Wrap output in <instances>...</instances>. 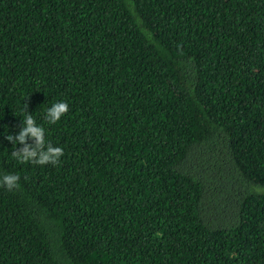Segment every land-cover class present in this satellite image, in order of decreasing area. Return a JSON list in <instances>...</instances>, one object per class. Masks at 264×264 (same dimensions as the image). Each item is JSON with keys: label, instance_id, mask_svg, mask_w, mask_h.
Returning a JSON list of instances; mask_svg holds the SVG:
<instances>
[{"label": "trees", "instance_id": "obj_1", "mask_svg": "<svg viewBox=\"0 0 264 264\" xmlns=\"http://www.w3.org/2000/svg\"><path fill=\"white\" fill-rule=\"evenodd\" d=\"M6 174L0 264H264V0H0Z\"/></svg>", "mask_w": 264, "mask_h": 264}, {"label": "clouds", "instance_id": "obj_2", "mask_svg": "<svg viewBox=\"0 0 264 264\" xmlns=\"http://www.w3.org/2000/svg\"><path fill=\"white\" fill-rule=\"evenodd\" d=\"M27 109V108H26ZM25 109V118L22 121L18 135H7L6 139L14 146L23 145L22 148L12 151V156L20 163L31 162L36 165H56L64 155L62 147L53 146L45 141V129L38 126L32 114L27 113ZM69 111V105L60 101L54 103L46 112V119L49 124L57 123L62 116ZM31 139L34 144L27 141ZM20 177L15 174H6L0 177V186H6L8 190L18 187Z\"/></svg>", "mask_w": 264, "mask_h": 264}]
</instances>
